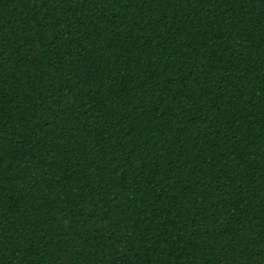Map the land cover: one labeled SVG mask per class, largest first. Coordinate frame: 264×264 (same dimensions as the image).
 <instances>
[{
	"label": "trees",
	"instance_id": "1",
	"mask_svg": "<svg viewBox=\"0 0 264 264\" xmlns=\"http://www.w3.org/2000/svg\"><path fill=\"white\" fill-rule=\"evenodd\" d=\"M0 264H264V0H0Z\"/></svg>",
	"mask_w": 264,
	"mask_h": 264
}]
</instances>
